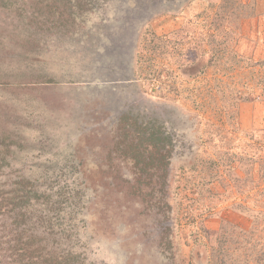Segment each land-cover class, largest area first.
I'll return each mask as SVG.
<instances>
[{
  "label": "rangeland",
  "instance_id": "rangeland-1",
  "mask_svg": "<svg viewBox=\"0 0 264 264\" xmlns=\"http://www.w3.org/2000/svg\"><path fill=\"white\" fill-rule=\"evenodd\" d=\"M93 1L55 0L46 17L67 25L59 31L36 17L34 43L2 32L15 47L0 57L2 75L56 83L0 85V264H13L17 235L21 243L48 239L47 257L71 251L82 264H170L167 243L144 236L154 239L155 229L173 237L177 264H219L220 256L264 264V0H145L142 9L136 0ZM121 19L133 35L112 44L122 52L115 66L105 32ZM127 110L134 125L154 120L174 145L165 170L157 165L137 188L133 159L110 153ZM106 172L130 184L114 185ZM20 177L52 194L51 222L71 230V240L59 245L57 227L39 222L40 213L23 220L26 207L15 208L11 194ZM130 209L128 227H118L115 214Z\"/></svg>",
  "mask_w": 264,
  "mask_h": 264
},
{
  "label": "trees",
  "instance_id": "trees-1",
  "mask_svg": "<svg viewBox=\"0 0 264 264\" xmlns=\"http://www.w3.org/2000/svg\"><path fill=\"white\" fill-rule=\"evenodd\" d=\"M12 1L14 0H0V13L3 15V18L0 19L1 20L0 28H2V30H0V57L3 55L2 53H4V51L8 49V46L13 47L12 49L15 50V47L13 44H8V43L3 42V39L5 38L4 34L2 33L3 31L7 33V35H9L6 38H9L11 42L13 41V39L16 40L17 42H22L25 40L23 44H26L25 42L27 41H31V42L33 41L32 43H34L40 40L37 36L36 37L38 39L33 38V36L36 33L32 32V27H33L32 24L34 20L36 19V17L37 19L44 17L43 21L45 23L51 22L52 24L51 27L54 29H58L59 31L65 28L67 25V20L64 19V23H63L62 17L58 18L59 20L58 23H55L53 20H50L51 18L50 16H48L49 19H47L46 17L45 9L50 11L51 8L57 9V7H59L58 5L55 4V0H46L47 3L46 4L42 3L43 5L40 4L41 0H33V4L32 6H30V9L32 10L30 13L26 10L25 3L28 1L31 2L32 0H22L20 3H17V5L15 4L16 2L14 3ZM136 2L139 6H141L140 9H142L144 6L149 5V4H146L145 0H143V2L145 3H142V1L140 0H136ZM95 3H96V0L93 1L91 5H94ZM82 5L86 6V3L82 2ZM138 9L139 8H137L136 11H138ZM123 16H125V14H123ZM69 18L72 22L71 17ZM129 23H130L129 21L121 19L119 22L112 24V29L108 30V32H105L106 37H107L106 41H108L107 44H109L107 52H111L114 50L113 55L108 53V57L110 59L109 63H111L112 65H115V66L117 65L116 59L118 58L119 53H122L120 50H118L119 46L117 44L116 45H112V44H115L117 42L121 43L126 39H129L128 42H130L131 36L133 35V31L132 29H130V24L133 26V23L132 22L130 24ZM135 24H137L136 21H134V29H135ZM70 25L71 27L73 26V24H70ZM123 25L127 28L122 27ZM146 32L147 31L142 32L143 44H145L148 41V35H146ZM155 39H158V38L155 37ZM19 45H22V44H18L17 46L19 47ZM141 49L144 50L145 47H141ZM115 50L116 51L118 50V51L116 52ZM135 50H136V54H134V59L136 58L137 62L134 61V65L133 64L131 65L127 62L128 65L134 66V68L137 65L136 63H138L137 58L141 55L137 47ZM144 53L148 54V56H151L155 52L153 48H151V49L146 50ZM97 71L98 70H95L94 75L98 73ZM10 73L7 72L4 75L0 73V85L1 84L8 85L9 87H12L13 90L24 91L27 89L29 83L32 85H34L33 83L47 84V85L56 83L54 78L47 76L45 74H40L26 81L25 79H23L25 75L24 73H20L21 74L20 77L16 76V78L14 79L12 78L13 73L12 74ZM5 78L7 79L6 82L3 81L5 80ZM33 79L35 80L31 82ZM130 108L133 109L134 106ZM130 113L133 115V113L130 112V110L129 111L127 110L126 115H122V117L119 118L120 126H116V133L120 137L118 140H116L115 146H113L110 149V153L111 151H116L124 159L125 158L133 159V165L136 171L138 173L139 172L142 173L139 179H136L138 176L134 178L135 183H136V188H137L141 184L142 185L149 184L148 181H140V180L143 179L144 174L146 175L150 174V171L153 168H155L157 165L160 164L161 167H163L162 170L163 171L165 170L169 162V160L167 161V159L170 157L168 153H170L169 152L170 150H173L172 148L174 145L172 142L171 135L169 133L167 134L160 125H156L154 120L152 121H150V119L147 120L148 121L147 123L150 126H147V125L145 126L142 124L134 125L133 119L134 121H136L137 116H134L133 118V116ZM134 126L136 127V130H134L135 131L134 133H131L130 128ZM123 142H125V144H123ZM104 176L105 177L103 179L111 180L112 184L114 185H119V183L116 182L115 179H117L118 181L120 180L121 186L130 184L129 179L121 178L120 174L118 173H115L114 178L112 179H111V174H108L107 172H106V175ZM12 185H13V188L11 189V194L13 193L14 195L13 196L14 201L12 203L13 206L15 208H20V207L25 208L26 207V209L21 211L23 220H25V217H26L29 222L30 220H33L34 218H37V220H39L41 217L43 218V220H40L39 222L47 221L49 227H57V231L54 234L59 235L58 237L59 245H63L62 242H64L66 239L71 240L70 238L72 236L71 230L68 232L65 228H62L60 224L58 225V224L51 222L52 221L51 220V209L52 207L56 206L55 200H52V194H49V193L47 194L45 192H43L42 194H39L38 191L35 190V184L30 179L23 178V177H20V178H17V180H14V182H12ZM165 185H166V181L164 183V187ZM131 188L133 187L131 186ZM1 194L2 193H0V196ZM115 194H117L120 201L123 202V196L126 193L123 190H119L118 193H115ZM39 200H40V203H39V210H38V206L37 207H34V206H35V202L38 203ZM2 203L0 202V209L3 206ZM43 207H45V210L43 209ZM119 208L120 206L117 207L116 211ZM30 209H32L33 211H30ZM38 213H40V217ZM130 213H132V209H130L129 211H125V213L122 212L121 214H117V215L115 214L116 216L115 219H116V223L118 224V227L121 224H124L126 228L128 227L126 223H128L131 220L129 218L131 216L129 215ZM140 215H143V214L140 213ZM162 219L164 220L165 218L162 217ZM163 220H161L160 222L162 223ZM39 222H38V225H39ZM13 223L15 224V226H18L17 225L18 222H16V220H14ZM65 232H67V234H64ZM154 232L156 233V237L152 239L153 237L152 236L149 240L147 238V235H149L151 232H148V230H146L144 232V236L146 240L153 242V244L157 241L159 242L161 241L163 243L169 242V236L167 234L163 236H158V232L156 231V229L154 230ZM17 236L20 239L17 240V237L14 236L13 240H17V241H14V243H12L13 245H15L13 248L14 249L13 253L11 255L12 257L11 262L13 264H82V262L79 261L78 256L74 255L71 251L67 252L66 254L64 253L57 254V252H53V253L49 252L48 257H47L44 254V252L48 251L46 246L48 244L50 245L48 239H43L40 241L29 239V240H26L24 243H21L22 241L21 237L19 235ZM225 242L221 244V247L223 249H225V245H226ZM52 245H55V244L52 243ZM56 251H59V250L57 249ZM166 253H167L166 258L168 262L172 261L170 264H177L174 251L167 250ZM42 260L45 261L46 263L42 262ZM224 261L225 259L223 258V256H220L219 264H223ZM215 263L218 264V262H215ZM215 263H212V264H215ZM161 264H167V263L163 260L161 261Z\"/></svg>",
  "mask_w": 264,
  "mask_h": 264
},
{
  "label": "clouds",
  "instance_id": "clouds-1",
  "mask_svg": "<svg viewBox=\"0 0 264 264\" xmlns=\"http://www.w3.org/2000/svg\"><path fill=\"white\" fill-rule=\"evenodd\" d=\"M168 236H169V242L167 243V249H168L169 251H174L175 256L177 257V255H176V254H178L177 246H176V244H175V246H174V244H173V237L170 236V235H168ZM164 256H166V255H164ZM165 258H166V257H165ZM166 259H167V258H166Z\"/></svg>",
  "mask_w": 264,
  "mask_h": 264
}]
</instances>
